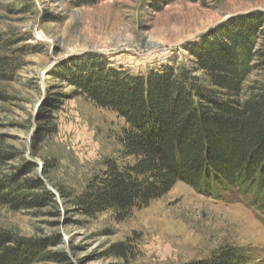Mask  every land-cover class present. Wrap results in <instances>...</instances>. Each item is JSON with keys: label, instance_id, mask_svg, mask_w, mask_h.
Segmentation results:
<instances>
[{"label": "rangeland", "instance_id": "obj_1", "mask_svg": "<svg viewBox=\"0 0 264 264\" xmlns=\"http://www.w3.org/2000/svg\"><path fill=\"white\" fill-rule=\"evenodd\" d=\"M255 14H264V0H0V142L20 183L41 182L29 191L38 202L0 205V230L46 243L32 264H186L224 246L264 264L262 214L250 196L216 201L178 182L123 221L86 218L63 197L119 155L125 123L62 82V70L92 62L132 75L190 68L186 48ZM255 63L244 91L264 79ZM118 245L124 255L113 252Z\"/></svg>", "mask_w": 264, "mask_h": 264}, {"label": "trees", "instance_id": "obj_2", "mask_svg": "<svg viewBox=\"0 0 264 264\" xmlns=\"http://www.w3.org/2000/svg\"><path fill=\"white\" fill-rule=\"evenodd\" d=\"M186 51L194 58L190 68L132 75L92 62L60 73L62 82L125 123L119 155L105 161L79 194L63 196L84 217L111 214L123 221L180 182L216 201L250 196L264 224V79L244 91L252 63L264 71V14L230 19L212 39ZM12 159L0 142V205L18 210L40 200L29 191L41 182L20 183L8 170ZM45 245L0 230V264H32L45 257ZM112 249L126 252L122 245ZM253 261L251 252L224 246L186 264Z\"/></svg>", "mask_w": 264, "mask_h": 264}]
</instances>
